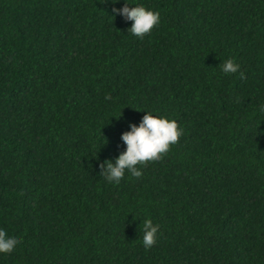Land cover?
<instances>
[{
    "label": "trees",
    "instance_id": "obj_1",
    "mask_svg": "<svg viewBox=\"0 0 264 264\" xmlns=\"http://www.w3.org/2000/svg\"><path fill=\"white\" fill-rule=\"evenodd\" d=\"M124 2L0 0V264H264V0H127L143 39ZM143 111L183 134L109 183Z\"/></svg>",
    "mask_w": 264,
    "mask_h": 264
},
{
    "label": "clouds",
    "instance_id": "obj_2",
    "mask_svg": "<svg viewBox=\"0 0 264 264\" xmlns=\"http://www.w3.org/2000/svg\"><path fill=\"white\" fill-rule=\"evenodd\" d=\"M114 5L119 0H110ZM127 0L121 7L112 8L113 15H120L125 21H131L127 31L132 35L143 39L152 29L160 23V14L142 3L131 4ZM223 73H237L241 79L244 73L240 71V65L233 58H227L221 63ZM105 100L111 96L105 94ZM259 110L264 112V103L259 105ZM139 123H129L128 130L121 132L120 140L124 144V150L114 158L106 159L99 163L101 176L109 183L119 184L127 171L131 177L140 178L142 171L137 165L143 166L148 161L159 160L165 154L170 145L175 144L183 134V128L179 127L175 119L163 115H154L153 111H143ZM159 224L153 223L151 218H145L142 222V244L145 249L152 247L156 242ZM21 237L9 234L0 227V253L11 252L20 242Z\"/></svg>",
    "mask_w": 264,
    "mask_h": 264
}]
</instances>
